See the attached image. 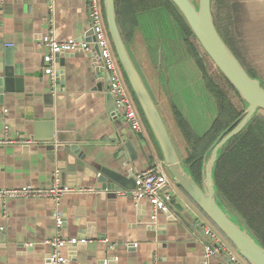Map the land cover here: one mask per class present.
I'll return each instance as SVG.
<instances>
[{"label":"crops","instance_id":"1","mask_svg":"<svg viewBox=\"0 0 264 264\" xmlns=\"http://www.w3.org/2000/svg\"><path fill=\"white\" fill-rule=\"evenodd\" d=\"M88 3L55 0L52 11L49 0H0V77L6 69L16 79L14 91L0 92V138H35L37 123L47 122L59 147L49 152L43 143L0 145V188L49 187L59 168L64 185L98 189L69 193L59 204L52 198L0 201V264H50L47 241L58 233L67 239H88L63 249L66 264H104L105 259L108 264H234L225 251L206 259V246L211 244L204 233L207 218L172 178L145 124L142 133H135L110 105L109 75L95 46L91 52H61L53 62L46 61L50 51L43 41L52 30L60 41H90ZM242 17L240 13L237 18L241 37L236 23L234 36L219 31L250 75L264 84V13H252L249 25H240ZM6 52L11 66L6 64ZM133 57L161 112L162 107H172L171 86L149 75L154 69L148 60L141 64L136 52ZM51 93L52 99L46 98ZM235 101L240 107L245 104L241 96ZM208 108L207 102L205 116ZM217 115L216 105L213 120ZM258 116L259 112L247 127L252 128ZM49 126L42 127V133H48ZM130 139L138 153L135 176L145 170L165 173L175 211L170 207V213L159 212L153 218L148 199L137 201L98 183L103 167L127 173L119 167L117 155ZM69 144L84 146L87 167L74 166L76 156L65 149ZM124 150L122 158L129 159ZM71 165L74 169L68 171ZM57 215L63 220L61 228Z\"/></svg>","mask_w":264,"mask_h":264},{"label":"water","instance_id":"2","mask_svg":"<svg viewBox=\"0 0 264 264\" xmlns=\"http://www.w3.org/2000/svg\"><path fill=\"white\" fill-rule=\"evenodd\" d=\"M171 1L194 33L199 46L228 79L246 104L244 114L224 130L207 151L202 167L201 183L196 179L191 169L185 165L184 158L172 138L167 122L135 62L119 24L116 0H104L105 17L114 50L146 123L158 144L165 164L178 187L227 238L248 264H264V245L256 238L252 230L224 204L215 177L216 166L224 147L249 125L260 110H264V84L258 78L250 75L221 35L214 17L213 0H198V4L194 0ZM90 41H94L93 37ZM196 46L201 53L199 46ZM95 48L99 52L97 45ZM6 64L12 65L8 59V52H6ZM2 71L5 73L0 77V92L14 91L15 74L6 71V69ZM52 95V93L47 94L46 98L52 99ZM109 97H111L110 105H114L112 96L109 95ZM45 126L51 127L48 133L41 131ZM52 130V124L37 123L35 138L40 140L49 152L59 148ZM83 148L84 146L79 144H69L65 147L76 156L74 163L76 167H87L84 162L86 152L83 151ZM124 149L128 151L129 159L122 158L125 154ZM120 152L121 156L117 155L118 165L127 173L103 167L102 172L98 174V183L102 184L103 189L115 191L136 188L134 162L138 159V153L131 139L124 143ZM64 160L67 161V157ZM74 166H68V171L73 170ZM169 206L175 211L176 205L172 201H169Z\"/></svg>","mask_w":264,"mask_h":264},{"label":"rangeland","instance_id":"3","mask_svg":"<svg viewBox=\"0 0 264 264\" xmlns=\"http://www.w3.org/2000/svg\"><path fill=\"white\" fill-rule=\"evenodd\" d=\"M194 1L198 4V0ZM224 2L225 0L223 3ZM227 2L230 7L229 10H227L231 24L229 28H231V35L233 36L235 23L237 25L238 34L241 33L238 28L239 23L237 24V18L240 13L243 14L242 19H240L241 26L244 23L248 25L251 23L250 17L252 16V13H264V0H227ZM224 5L225 4H223V6ZM219 9L216 0H213L215 21L226 35L227 32L224 29V23L221 21L222 18ZM178 23L179 19L177 15H174L166 8H159L154 11L142 13L140 15V26L135 29L123 25L122 20L121 22L119 21L123 36L129 44L133 55L135 56L136 52L137 58H139L141 64H144L143 62L148 60V65L154 69L153 72L147 68V72L150 71L149 75H153L156 79L162 78L171 86L173 93L171 98H173V102H175L173 103V106H170L168 109L162 107V112L172 138L184 158L185 165L191 168L188 159L191 156L190 150H192V148L188 149V147H186L187 140L181 130L177 128L178 125L176 126L175 109L182 111L183 113H181L186 120L197 128V130H195L191 125L192 129H194L198 136H204L208 131H206L207 127L210 129L214 122L213 119L217 105L212 87L208 88V77H210L218 89L220 88L223 91H226L227 95L232 94L233 101H235L236 97L238 98V95L227 84L223 74L199 46L198 41L192 38L185 26H182V30ZM239 35L241 37V34ZM194 43L200 48L204 65H206L205 69L202 66L201 60L197 58L196 54L191 49L192 47L190 44ZM170 77H172L171 80ZM199 77L202 82L199 80L197 81ZM201 83L202 87H200ZM200 90L204 95L201 94ZM207 102L210 104V108H208L209 116H205L206 111L204 110V105H206ZM212 106H214V111ZM241 107L243 108L242 114H244L246 104H243ZM212 120V124L209 125ZM258 127L263 130L262 139L264 140V110H260L258 118L252 122V129L256 130ZM232 212L239 217V220L243 224L249 226L243 216L234 211Z\"/></svg>","mask_w":264,"mask_h":264},{"label":"trees","instance_id":"4","mask_svg":"<svg viewBox=\"0 0 264 264\" xmlns=\"http://www.w3.org/2000/svg\"><path fill=\"white\" fill-rule=\"evenodd\" d=\"M223 1L216 0V3L217 7L220 8L224 29L229 36V32H231L229 26L231 24L227 10L230 7L227 0L224 3ZM223 4L225 5L223 6ZM116 6L119 21L121 22L122 20L123 25L132 27V29L140 26V15L142 13L166 8L174 15H177L180 28L182 29V26H185L192 38L196 39L194 33L171 0H116ZM218 29L224 32L219 26ZM196 45L195 43L190 44L191 49L197 58L201 60L205 69L206 65H204L203 58ZM223 77L239 97L240 95L236 89L224 75ZM208 79V88L212 87L217 102L218 115L204 136H198L181 111L175 109L178 128L187 140L186 147L188 149L192 148L190 150L191 156L188 159L190 169L199 182H201L202 178L204 156L210 146L243 112V108L233 101V97H230V94L227 95L226 91L218 89L210 77ZM125 80L134 97L138 111L144 120V124L152 135L126 77ZM262 134L263 130L260 128L254 130L251 127H246L239 135L234 137L226 145L218 160L215 177L217 188L224 204L246 219L256 238L264 245V140L262 139ZM159 154L162 157L160 152Z\"/></svg>","mask_w":264,"mask_h":264},{"label":"built area","instance_id":"5","mask_svg":"<svg viewBox=\"0 0 264 264\" xmlns=\"http://www.w3.org/2000/svg\"><path fill=\"white\" fill-rule=\"evenodd\" d=\"M52 2L51 10H54L55 0ZM88 17L91 25V35L94 41H82L77 39L60 41L53 30L50 35L43 41V44L49 48V55L46 61L51 63L56 54L67 51L91 52L95 45L99 48L100 59L104 70L109 75V92L113 97L114 105L119 116L124 119L139 134L143 132L144 123L138 111L134 97L126 83L123 70L114 50L105 17L104 0H89ZM8 131V129H7ZM40 140L35 138L15 139L8 135L0 138V145L22 144L32 145L40 144ZM53 182L51 186L46 188H38L34 186H25L20 188H0V201L6 202L10 199H39L52 198L58 204L61 199L74 192H95L97 187H72L64 185L61 178V170L56 168L52 173ZM136 188L134 190H113L117 194L130 195L135 200L148 199L153 205V218L157 217L159 212L170 213L169 201H172L173 195L170 193L171 184L167 175L158 170L141 171L136 176ZM107 190V189H106ZM110 192V190H107ZM57 226L61 228L63 220L61 215H57ZM204 225L205 236L210 240L211 244L206 246V259L225 251L230 256L234 264H248V262L234 248H230V242L227 238L208 220ZM88 239H67L58 233L55 237L49 239L47 243L51 247L49 254L50 264H66L67 260L63 253V249L70 245L78 243H87ZM109 260L105 259L104 264H108Z\"/></svg>","mask_w":264,"mask_h":264},{"label":"flooded vegetation","instance_id":"6","mask_svg":"<svg viewBox=\"0 0 264 264\" xmlns=\"http://www.w3.org/2000/svg\"><path fill=\"white\" fill-rule=\"evenodd\" d=\"M230 97H232V94H230Z\"/></svg>","mask_w":264,"mask_h":264}]
</instances>
